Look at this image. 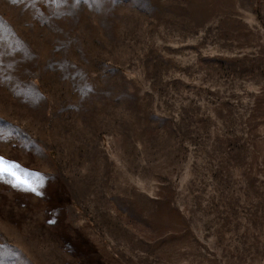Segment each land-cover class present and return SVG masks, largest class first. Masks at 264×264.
<instances>
[{
	"label": "rangeland",
	"instance_id": "374dc122",
	"mask_svg": "<svg viewBox=\"0 0 264 264\" xmlns=\"http://www.w3.org/2000/svg\"><path fill=\"white\" fill-rule=\"evenodd\" d=\"M0 157V264H264V0H0Z\"/></svg>",
	"mask_w": 264,
	"mask_h": 264
},
{
	"label": "snow or ice",
	"instance_id": "6c2138e0",
	"mask_svg": "<svg viewBox=\"0 0 264 264\" xmlns=\"http://www.w3.org/2000/svg\"><path fill=\"white\" fill-rule=\"evenodd\" d=\"M18 167L19 165L15 162L5 161L3 157H0V176L8 174L14 177V183L18 186H30L27 184V181L20 179V177L16 173L15 169H17ZM32 190L35 191V188H33Z\"/></svg>",
	"mask_w": 264,
	"mask_h": 264
}]
</instances>
